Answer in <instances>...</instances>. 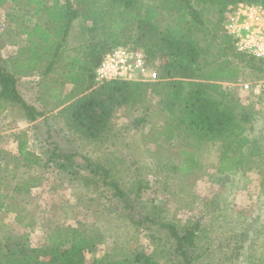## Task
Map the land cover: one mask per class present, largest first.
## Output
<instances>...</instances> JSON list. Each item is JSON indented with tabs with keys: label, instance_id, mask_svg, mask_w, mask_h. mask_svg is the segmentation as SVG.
Instances as JSON below:
<instances>
[{
	"label": "trees",
	"instance_id": "1",
	"mask_svg": "<svg viewBox=\"0 0 264 264\" xmlns=\"http://www.w3.org/2000/svg\"><path fill=\"white\" fill-rule=\"evenodd\" d=\"M238 2L264 4V0H0V6L7 5L3 34L23 37L15 53L0 55V116L15 110L34 130L39 119H46V108L27 101L16 78L36 75L39 87L57 91L56 105H62L57 115L75 139L70 147L61 146L48 129L38 153L26 148V140L18 142L17 153L7 162L0 151V213L9 211L20 227L31 228L35 220L27 208L30 191L45 173H53L79 187L76 198L81 205L93 207L100 218L146 231L148 238L146 248L117 238L99 249L104 231L98 224L78 222L64 228L55 225L47 243L32 247L28 232L7 224L0 228V264H162V260L204 264L210 254L208 244H201L204 231L199 221L180 224L164 218L156 211L161 204L142 201L150 184L137 167L132 169L134 163L95 153L128 150L129 130L115 124L117 109L124 106L138 108L137 116L125 124L132 130L143 126L151 112L162 114L151 139L158 147L159 140L175 137L200 146L181 150L178 168L183 171L200 164L202 145L218 143L217 176L262 174L264 125L257 126L252 100L237 97V86L222 85L244 78L246 70L255 79L264 76V59L237 51L224 31L223 13ZM119 45L145 49L149 60L160 61L155 64L157 79L96 82L95 68L103 54ZM152 97L155 108L145 103ZM87 147L94 155L84 150ZM158 172L153 173L156 179Z\"/></svg>",
	"mask_w": 264,
	"mask_h": 264
},
{
	"label": "rangeland",
	"instance_id": "2",
	"mask_svg": "<svg viewBox=\"0 0 264 264\" xmlns=\"http://www.w3.org/2000/svg\"><path fill=\"white\" fill-rule=\"evenodd\" d=\"M4 7L7 5L0 6V55L6 58L22 45L23 37L13 35L10 38L9 34H3ZM143 50L145 52V49ZM148 61L154 69L155 64L160 62L151 59ZM242 76L244 78L240 77V80L255 79V75L247 70ZM16 78L22 96L39 108H46L44 111L46 119H43L44 117L39 119L38 128L34 130L15 110H7L0 116V151L5 152L4 162L8 161L10 154L17 153L18 142L22 140H26L28 150L38 153L41 140L47 135L48 129V133L61 146L70 147L75 139L66 130L63 119L57 115L62 106L56 105L57 98L53 95L57 91L50 92L48 88L39 87L36 75H19ZM237 92V97L238 95L240 97L238 88ZM154 101L152 97L145 103L148 102L155 108ZM250 105L252 113L257 115V126L264 125V98L258 102L253 101ZM137 111L138 108L129 110L120 106L115 115L116 126L129 130L126 139L129 144L128 150L119 152L112 149L106 153L95 154L110 160L122 156L127 164L134 163L132 169L137 167V172L148 179L150 184L142 193V201L153 203L154 200V204H161L160 209L156 211L164 218L180 224L187 220L199 221L200 230L204 231L201 244H208L210 254L205 258L204 264H264V187H261L264 182V168L261 169L262 174L255 171L247 173L240 171L234 174L227 173L222 177L217 176L219 144L215 143L202 145L204 147L200 151V164L190 171H183L178 168L183 158L181 150L190 152L200 146L198 147L194 140H189L191 145H187L184 140L175 137L169 142L159 140L161 145L158 147L151 139L155 126L161 125L162 114L151 112L143 126L138 130H132L125 124L131 120L129 117L137 116ZM84 150L94 155L90 147ZM171 166H176L177 169L173 171ZM157 169L159 172L156 179L153 173ZM79 191V187L73 182L63 180L53 173H45L40 184L31 189L29 194L31 204L27 205V208L34 217V225L31 228L20 227L12 219V213L2 211L0 228L11 224L18 232L24 230L28 232L30 246L40 247L47 243V235L55 225L64 228L76 226L78 222L93 227L98 224L101 232L104 231L105 234L104 243L98 245L99 249L117 238L118 242L146 248L148 243L146 231H135L118 219L100 218L93 207L86 208L77 201L76 194ZM117 209L120 210V207ZM122 210L126 212L123 208ZM141 211L139 208V216L143 213ZM108 232L111 235H107ZM242 232L246 234L245 238L240 236ZM166 256L168 254H165V258ZM161 263L167 264L163 260Z\"/></svg>",
	"mask_w": 264,
	"mask_h": 264
},
{
	"label": "built area",
	"instance_id": "3",
	"mask_svg": "<svg viewBox=\"0 0 264 264\" xmlns=\"http://www.w3.org/2000/svg\"><path fill=\"white\" fill-rule=\"evenodd\" d=\"M222 25L233 39L237 51L254 58L264 59V4L238 2L226 10ZM95 81L111 80L153 81L157 72L151 66L142 48L119 45L103 54L95 68ZM223 87L237 86L243 99L258 102L264 98V76L253 80H240Z\"/></svg>",
	"mask_w": 264,
	"mask_h": 264
}]
</instances>
